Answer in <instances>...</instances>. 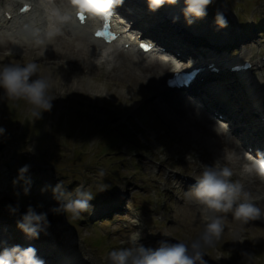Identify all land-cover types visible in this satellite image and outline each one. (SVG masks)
Segmentation results:
<instances>
[{"label": "rangeland", "instance_id": "374dc122", "mask_svg": "<svg viewBox=\"0 0 264 264\" xmlns=\"http://www.w3.org/2000/svg\"><path fill=\"white\" fill-rule=\"evenodd\" d=\"M128 2L135 7L136 13L137 4L132 0ZM182 2L184 0H178L176 5L166 6L174 12L172 7L179 8L183 4L182 12L185 7ZM61 8L65 10L66 7ZM217 10L226 16V28L213 26ZM125 12L132 14L128 10ZM169 18H174L172 13ZM179 20L176 19V24L185 25L189 37L190 32L198 34L191 25L179 23ZM201 20H198L201 29L208 25L213 28L209 31L212 34H201L213 48L204 49L205 56L209 57L192 48L196 62L218 58L224 69L245 59L259 61L258 65L263 66L245 76L257 85L259 93L264 91V29L259 28L264 25V0H214L207 9V16ZM224 35L230 40L222 41ZM50 41L46 51L54 48L67 50L70 56L76 54L70 47L59 44L60 39L53 37ZM14 51L5 48L0 52L3 54L0 64L37 63L39 74L52 77V94L60 95L52 102L51 111L43 113V118L35 122L27 116L30 106L23 100H0V127L6 130L0 136L1 223L13 232L17 218L21 219L29 206L38 213H47L50 222L46 234L42 232L38 239H29L18 228L13 234L22 248L35 246L40 250L46 244L50 249L42 251L47 255L55 251L58 259L71 256L69 264H105L109 251L133 246L130 237L136 229L142 230L139 243L145 247L155 248L161 240L185 244L194 241L205 226L202 209H199L201 205L190 191L182 190V183L178 187L174 182L184 177L196 179L202 165L220 162L226 166L231 164V159L223 146H213L219 143L216 139L205 134L202 128L206 125L197 112L198 104L197 109H190L179 94L165 90L163 79L170 70L162 75L158 88L150 90L132 81L136 75L123 71L114 55L109 62L102 63L95 57L83 59L76 67L65 61L57 66V59L40 63L24 50ZM7 54L11 55L4 56ZM84 65L101 69H94L89 75L78 74ZM243 82L241 78L235 82L218 80L208 89L203 87L209 95H223L233 104L235 117L242 119L240 127L245 128V132H237L239 137L258 125L256 116L252 115L257 110L256 92ZM186 111L192 114L183 117ZM123 127L134 140L128 142V137L126 140L121 136L123 133L110 132H118ZM140 144L146 149L141 150ZM26 164L30 165L26 174L31 178L30 192L26 195L22 190L17 195L10 187H13L15 172ZM174 174H178L177 178ZM60 181L69 192L80 185L92 192L95 195L91 201L93 211L83 213L79 219H73L70 213L66 216L51 211L58 203L51 187L42 189ZM101 185L108 189L100 192ZM251 185L255 189L256 184ZM21 186L23 189V181ZM253 192L252 189V196ZM177 198L181 201L177 202ZM10 205L18 211L12 213ZM1 214L8 217L6 222ZM224 223L221 239L203 257L207 264H249L247 257H252V264H264L262 219L243 225L229 213ZM237 233L242 235L243 242L235 241Z\"/></svg>", "mask_w": 264, "mask_h": 264}, {"label": "clouds", "instance_id": "9594fccd", "mask_svg": "<svg viewBox=\"0 0 264 264\" xmlns=\"http://www.w3.org/2000/svg\"><path fill=\"white\" fill-rule=\"evenodd\" d=\"M214 0H184L185 7L182 9L188 25L198 19L207 16V9ZM71 9L76 17L84 16L90 19L107 20L111 18L114 9L123 4V0H69ZM150 11L168 5H176L178 0H147ZM57 17L61 22L72 20V12L61 14L57 11ZM215 23L218 28H226L228 21L224 13L217 10ZM60 34L59 28H52L47 32V38L51 40ZM42 44V40H37ZM40 68L35 62L5 63L0 64V100L18 101L23 100L30 107L27 116L32 122L41 120L43 113L50 112L53 101L60 95L52 94V77L41 75ZM226 128V125H221ZM6 130L0 127V136ZM248 163L244 165V174L259 177L264 181V152L257 151L254 158L251 154L244 153ZM30 165H24L18 170V177L14 184L23 181V190L27 195L30 192L31 178L26 174ZM103 175V172L100 173ZM233 172L229 167L222 166L220 162L213 165H202V171L195 183L191 186L190 194L203 208V220L205 226L199 236L190 244L183 242H171L161 240L158 247H145L139 243L141 234L139 231L132 233L130 239L132 247L113 249L108 252L105 264H207L203 259L207 250L215 247L221 239L225 229L227 214L231 213L234 220L243 225L249 221L264 218V210L257 206L252 194L245 189L239 180L232 179ZM51 187L53 198L58 207L51 209L55 214H71L73 219H79L83 213L92 212L94 209L91 201L95 195L85 190L83 185L77 186L73 192L65 189L60 181L55 186H46L42 191ZM106 185H101L99 191H106ZM42 207V205H40ZM12 213L18 208L9 206ZM138 224L139 221H136ZM17 227L30 239H38L40 234L50 227L47 213H38L32 206L27 208ZM235 241L243 242L239 233ZM252 264V257H247ZM0 264H45L44 260L37 255L36 248L28 246L22 248L19 245L4 248L0 252Z\"/></svg>", "mask_w": 264, "mask_h": 264}, {"label": "bare ground", "instance_id": "6f19581e", "mask_svg": "<svg viewBox=\"0 0 264 264\" xmlns=\"http://www.w3.org/2000/svg\"><path fill=\"white\" fill-rule=\"evenodd\" d=\"M27 1L32 6V9L25 16L18 15V9L21 6L20 4H22L20 0H5V5L0 7V52L1 53L5 48L15 50L14 53L16 52L20 53V50H24L26 53L35 56V59H37V61H41L40 63H43V61L49 59H57L58 61L57 66H60L65 61V63L74 64L76 67L79 66L78 62H80L83 59L89 60V58L95 57L98 62L102 63V62H109L110 61L109 58L112 55H114V58L116 57V59H118L121 65L123 66L124 68L123 71L125 72L128 71L130 74L136 75L133 76V78H131L132 81L136 82V84L146 86L150 90H156L158 88L160 78L162 77V75L165 74L169 69H171V67H173L171 62L164 61L163 59L159 58V56H154V59H152L153 61L146 60V58H148L149 56L145 58H141L139 60L137 57H135L132 54L131 51H127L125 54L122 53V51H117L116 49H112V48L110 50L105 49L106 47L103 48L105 50L99 48L98 46L100 45L98 44V42L93 41L91 39L90 34L87 32V28L94 21L93 19H89L88 25L80 29L77 33L76 31H73L71 28H69V24L67 25L65 22H61L58 19L57 11H59L61 14H64V12L61 11L60 6L66 7V5L69 4L67 9L71 8L69 0H27ZM135 1H137V3H140V0H135ZM57 2L61 5L58 6ZM181 5L183 6V4ZM180 7L179 8L177 7L175 9L172 7V9L174 10V12H172L174 19L177 18L181 20L185 19L183 12H181ZM65 12H67L66 9ZM5 13H8L9 16H11V19H8V17L5 16L6 15ZM198 20H196L195 22H197ZM51 25L59 28L60 30V34L55 36L56 39L58 38L61 40L59 44H61L65 48L70 47L72 50H74L76 54L70 56L67 54L66 52L67 50H64L65 52H63L62 50L59 49L57 50L54 48H50L47 51L45 50L46 48L50 47V43H51V41L47 38V32L50 30L49 27ZM213 26H215L216 28L218 27L216 25ZM201 28L199 27L200 30H198V28L196 29L194 28L198 32L199 36L203 33L212 34L211 32H209L210 30H213L212 26L208 25L206 29H201ZM22 36L25 37V40L22 38ZM36 36H40L38 40H42L43 41L42 44L36 43L35 41ZM64 36L67 37V40L64 39ZM156 37H158V35H156ZM223 37L225 40L222 41L226 42L230 40L227 35H224ZM10 55L11 54H7L4 56H10ZM205 57H209V56H205ZM212 62L219 63L218 59L215 60L214 58H212ZM150 66L151 68L149 69ZM84 67L85 68L80 67L78 70L79 72L76 70L78 74L85 73L89 75L91 74L90 72L94 71V69L97 70L101 69L100 66L98 68H93L90 65L89 66L84 65ZM204 72L205 69L200 74L202 77H206L205 74L207 73V71L205 72V74ZM185 102L187 103L186 105L190 109H192L191 107H194L195 105L187 101ZM197 112L200 116V119H202L201 122L204 124V126L206 125L205 129L201 127L205 131V134L211 138L216 139V141L219 142V143H215V145L213 146H216V144L220 145V147L223 146L224 151H226L228 157H230L231 164L226 165V167H229L231 169V171L233 172V176H235L236 179H240L241 181L247 183L246 180L250 176L244 174L243 165L248 163V160L244 158L242 153H240V150L236 148L237 146L231 139L225 138V134L221 131V129L217 125L210 122L202 112H199L198 110ZM190 113H191L190 111H186L183 112L182 114L183 117H188ZM237 132L243 133L245 132V129H241ZM246 134H248V136L244 134V138L247 137L250 139L249 147L252 149L254 157H256V153L258 150L264 152V141L261 137H259L258 132L257 133L253 132L252 134L250 132H246ZM252 178H254L255 181L258 182V186H260L258 190L255 189L254 191L255 196L264 195V181H262L259 177L256 176H252ZM258 201L260 203V206L264 208V196L259 197ZM3 233H4V228L0 226V235ZM22 237L25 238V236ZM23 238L21 239L23 240ZM28 238L26 237L25 240L28 241ZM1 241L2 239H0V242ZM64 260L65 262H63ZM60 261H62V263ZM66 261L67 264H69V262L72 263L71 256L68 257V255H66L65 257H62V259H59L57 262L50 261L48 263L66 264Z\"/></svg>", "mask_w": 264, "mask_h": 264}, {"label": "snow or ice", "instance_id": "6c2138e0", "mask_svg": "<svg viewBox=\"0 0 264 264\" xmlns=\"http://www.w3.org/2000/svg\"><path fill=\"white\" fill-rule=\"evenodd\" d=\"M81 19H83V17H81Z\"/></svg>", "mask_w": 264, "mask_h": 264}]
</instances>
